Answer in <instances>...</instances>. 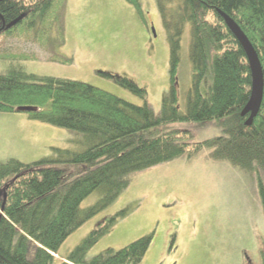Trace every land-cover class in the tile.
<instances>
[{"label": "trees", "instance_id": "obj_1", "mask_svg": "<svg viewBox=\"0 0 264 264\" xmlns=\"http://www.w3.org/2000/svg\"><path fill=\"white\" fill-rule=\"evenodd\" d=\"M143 13L140 0H126ZM171 51V88L156 114L146 91L128 78L116 83L142 97V106L93 85L41 77L12 65L0 73V113H25L31 120L71 130L82 151L53 148L34 163L16 159L0 163V264H53L67 238L85 222L114 203L133 176L203 148L259 179L264 208V97L248 125L243 115L252 93L247 55L219 10L229 15L257 51L264 75V0H156ZM67 0H0V38L26 32L40 45L65 43ZM191 26L193 82L187 112L177 107V74L184 28ZM56 36L51 37V33ZM62 64L73 59L53 57ZM216 120L224 135L190 144L188 130L173 123ZM102 190L99 202L81 205ZM133 208L99 225L62 264H141L153 242L142 237L127 247L106 250L88 259L87 251ZM250 264V262H249Z\"/></svg>", "mask_w": 264, "mask_h": 264}, {"label": "rangeland", "instance_id": "obj_2", "mask_svg": "<svg viewBox=\"0 0 264 264\" xmlns=\"http://www.w3.org/2000/svg\"><path fill=\"white\" fill-rule=\"evenodd\" d=\"M143 13L126 0H67L65 43L45 47L26 32L0 38V73L10 66L41 77L81 81L134 105L145 100L101 73L126 77L146 91L156 114L171 88V51L156 0H140ZM154 29V31H153ZM56 34L51 33V37ZM191 26L184 28L177 74V107L187 112L193 82ZM73 64L54 61L55 56ZM188 130L190 144L224 135L216 120L173 123ZM68 129L31 120L25 113H0V163L30 164L53 148L82 151ZM203 148L133 176L129 188L109 207L74 231L55 254L62 264L101 224L125 208L133 210L87 251L91 259L153 235L141 264H264V208L259 179ZM264 183V173L261 176ZM102 190L91 194L82 210L95 206Z\"/></svg>", "mask_w": 264, "mask_h": 264}, {"label": "water", "instance_id": "obj_3", "mask_svg": "<svg viewBox=\"0 0 264 264\" xmlns=\"http://www.w3.org/2000/svg\"><path fill=\"white\" fill-rule=\"evenodd\" d=\"M219 14L224 18L227 26L243 47L250 64L253 78L252 93L248 104L243 110V115H250L247 123L251 125L261 109L264 97V75L262 65L255 48L239 25L225 12L219 11Z\"/></svg>", "mask_w": 264, "mask_h": 264}, {"label": "bare ground", "instance_id": "obj_4", "mask_svg": "<svg viewBox=\"0 0 264 264\" xmlns=\"http://www.w3.org/2000/svg\"><path fill=\"white\" fill-rule=\"evenodd\" d=\"M219 11H221V10H219ZM239 42V41H238ZM241 45V44H240ZM243 48V47H242ZM257 52V51H256ZM258 55V54H257ZM259 57V56H258ZM261 62V61H260ZM262 65V64H261ZM262 70H263V68H262ZM251 75H252V71H251ZM252 80H253V78H252Z\"/></svg>", "mask_w": 264, "mask_h": 264}]
</instances>
